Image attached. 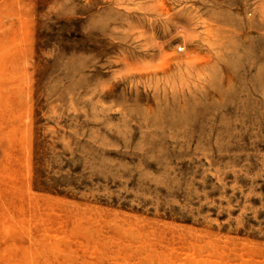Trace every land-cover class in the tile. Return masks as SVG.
Returning a JSON list of instances; mask_svg holds the SVG:
<instances>
[{
  "label": "rangeland",
  "instance_id": "obj_1",
  "mask_svg": "<svg viewBox=\"0 0 264 264\" xmlns=\"http://www.w3.org/2000/svg\"><path fill=\"white\" fill-rule=\"evenodd\" d=\"M0 52V264H264V0H0Z\"/></svg>",
  "mask_w": 264,
  "mask_h": 264
},
{
  "label": "bare ground",
  "instance_id": "obj_2",
  "mask_svg": "<svg viewBox=\"0 0 264 264\" xmlns=\"http://www.w3.org/2000/svg\"><path fill=\"white\" fill-rule=\"evenodd\" d=\"M19 4H20V3H19ZM25 28H26V27H25ZM26 29H27V28H26ZM15 30H16V29H15ZM28 30H29V29H28ZM22 38H23V37H22ZM15 40H16V39H15ZM18 41H19V39H18ZM17 43H18V42H17ZM14 44H15V43H14ZM11 52H12V51H11ZM0 54H2V53L0 52ZM3 54H4V52H3ZM6 55H7V54H6ZM5 66H6V65H5ZM0 75H1V74H0ZM29 119H30V118H29ZM28 127H29V126H28ZM28 127H27V128H28ZM40 136H41V134H40ZM21 139H22V138H21ZM39 139H40V138H39ZM37 142H38V141H37ZM39 143H40V142H39ZM39 143H38V144H39ZM36 146H37V144H36ZM34 147H35V146H34ZM41 147H42V146H41ZM37 148H38V147H37ZM28 150H30V149H28ZM37 152H38V151H37ZM27 154H29V153H27ZM35 156H36V155H35ZM36 157H37V156H36ZM38 158H39V157H38ZM23 159L25 160V158H23ZM28 159H29V158H28ZM28 159H26V161H27L28 164H29ZM34 159H35V158H34ZM38 160H39V159H38ZM38 160H37V161H38ZM37 161H36V162H37ZM30 162H31V161H30ZM34 163H35V162H34ZM29 165H31V163H30ZM37 167H38V166H37ZM35 168H36V167H35ZM34 170H35V169H34ZM34 170H33V171H34ZM39 170H40V169H39ZM38 172H39V171H38ZM43 172H44V171H43ZM22 173H23V172H22ZM63 174L65 175V173H63ZM67 175H68V174H67ZM61 176H62V175H61ZM40 180H41V179H40ZM59 180H60V179H59ZM59 180H58V181H59ZM61 181H62V180H61ZM58 189H59V188H58ZM37 190H38V189H37ZM90 190H91V189H90ZM34 191H35V189H34ZM49 193H50V192H49ZM40 194H41V193H40ZM57 194H58V193H57ZM63 196H64V195H63ZM78 197H79V196H78ZM70 198H71V197H70ZM72 198H73V197H72ZM100 198H101V197H100ZM104 198H105V197H104ZM80 200H81V199H80ZM84 200H85V199H84ZM29 201H30V200H29ZM93 201H94V200H93ZM30 202H31V201H30ZM121 202H122V201H121ZM102 203H103V202H102ZM112 203H113V202H112ZM99 204H100V203H99ZM108 206H110V205H108ZM112 206H113V205H112ZM125 207H126V206H125ZM118 208H119V207H118ZM120 209H121V208H120ZM124 209H125V208H124ZM124 209H123V210H124ZM103 210H104V209H103ZM123 210H122V211H123ZM125 210H126V209H125ZM96 211H97V210H96ZM128 211H129V210H128ZM141 211H142V210H141ZM34 212H35V211H34ZM132 212H135V211H132ZM132 212H130V213H132ZM144 212H145V211H144ZM35 213H36V212H35ZM146 213H147V212H146ZM150 213H151V212H150ZM10 214H11V213H10ZM10 214H9V215H10ZM11 215H12V214H11ZM40 215H41V214H40ZM42 215H43V214H42ZM126 215H127V214H126ZM143 215H144V214H143ZM143 215H142V216H143ZM149 215H150V214H149ZM136 216H138V215H136ZM140 216H141V215H140ZM140 216H139V217H140ZM153 216H154V215H153ZM159 216H160V215H159ZM43 217H44V216H43ZM130 217H131V214H130ZM143 217H144V216H143ZM125 218H126V217H125ZM132 218H133V217H132ZM132 218H130V219H132ZM164 218H165V217H164ZM166 219H168V218H166ZM174 219H175V218H174ZM174 219H172V220H174ZM176 219H177V218H176ZM178 219H179V218H178ZM181 220H182V219H181ZM128 222H130V221H128ZM180 222H181V221H180ZM77 223H78V222H77ZM109 223H110V222H109ZM144 223H145V221H144ZM184 223H185V222H184ZM189 223H190V222H189ZM189 223H186V224H189ZM131 224H132V223H131ZM192 224H194V223H192ZM197 224H198V223H197ZM11 225H12V224H11ZM195 225H196V224H195ZM202 226H203V225H202ZM184 227H185V226H184ZM207 227H209V226H207ZM201 229H202V228H201ZM10 231H11V230H10ZM142 231H143V230H142ZM71 232L74 233L73 230H72ZM71 232H70V233H71ZM154 232H155V231H154ZM70 233H69V234H70ZM155 233H156V232H155ZM203 233H204V232H203ZM204 234H205V233H204ZM139 235H140V234H139ZM118 236H119V235H118ZM122 236H124V235H122ZM217 236H218V235H217ZM208 237H209V236H208ZM252 237H253V236H252ZM146 238H147V237H146ZM146 238H145V239H146ZM110 239H111V238H110ZM209 239H210V238H209ZM259 239H260V238H259ZM141 241H143V240H141ZM192 241H193V240H192ZM40 242H41V241H40ZM23 244H24V243H23ZM69 244H70V243H69ZM7 246H8V245H7ZM24 246H25V245H24ZM194 246H195V245H194ZM72 247H73V246H72ZM29 248H30V247H29ZM30 251H31V250H30ZM190 251H192V250H190ZM208 252H211V251H208ZM57 254H60V252H59V253L57 252ZM95 254H96V253H95ZM116 254H117V253H116ZM171 254H172V253H171ZM172 255H173V254H172ZM201 256H202V255H201ZM246 256H247V255H246ZM248 256H249V255H248ZM13 257H14V256H13ZM14 259H15V258H14ZM65 259H66V258H65ZM202 259H204V258H202ZM16 260H17V259H16ZM198 260H199V259H198ZM208 260H209V258H208ZM208 260H207V261H208ZM210 261H211V260H210ZM213 261H214V260H213ZM213 261H211V262H213ZM240 262H241V261H239L238 263H240ZM199 263H200V262H199ZM242 263H243V262H242ZM110 264H111V263H110ZM135 264H136V263H135ZM140 264H142V263L140 262ZM181 264H182V262H181ZM201 264H202V263H201Z\"/></svg>",
  "mask_w": 264,
  "mask_h": 264
}]
</instances>
